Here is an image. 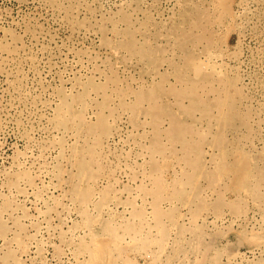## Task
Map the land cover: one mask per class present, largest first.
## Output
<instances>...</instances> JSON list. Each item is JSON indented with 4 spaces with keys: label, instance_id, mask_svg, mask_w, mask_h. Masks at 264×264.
<instances>
[{
    "label": "rangeland",
    "instance_id": "374dc122",
    "mask_svg": "<svg viewBox=\"0 0 264 264\" xmlns=\"http://www.w3.org/2000/svg\"><path fill=\"white\" fill-rule=\"evenodd\" d=\"M38 50L65 61L48 85L85 162L8 124L0 264H264V0H0V53ZM32 141L66 148L53 182L24 167Z\"/></svg>",
    "mask_w": 264,
    "mask_h": 264
},
{
    "label": "bare ground",
    "instance_id": "6f19581e",
    "mask_svg": "<svg viewBox=\"0 0 264 264\" xmlns=\"http://www.w3.org/2000/svg\"><path fill=\"white\" fill-rule=\"evenodd\" d=\"M246 10L247 8L243 11ZM58 11H60V9ZM82 11L83 9L78 10L79 13H81ZM37 43V47H42L43 43L41 42L40 38H37ZM55 44L58 46V42H55ZM71 50L70 48L66 47L61 51L64 54H67L66 56H68V54H71ZM50 54V52H46L45 50H38L36 59L30 61V54H28L26 51L19 55L12 53L4 54L3 52L0 53V61H4V69L0 70V120L3 122L0 125V134L5 131L6 127H8V124L12 123V121L15 120V117L18 116L17 114H19V116L21 114L22 118L27 124L36 125L35 131L37 132V135L40 137V139L43 138V136L48 135L51 136L54 140L64 139V141L66 140L67 144H69L68 142L73 143L72 147L70 146V154L67 155V157L65 154L66 158H64V160L67 159V163L65 164L71 165L73 167L74 165L76 166L79 164L80 171L83 172V163L85 161H83L82 158L80 159V153L79 151H77V146L85 140L84 137L85 133L87 132L85 131L86 127L82 126V123L78 124L70 109L67 112H63V114H61L59 108H57L56 110V106L61 103V97L56 91L52 90L48 84L52 79L56 78V74L57 72H59H56V70H60L61 67L63 68L66 65L64 60H60L61 62L57 61L55 63V68H53L51 66L52 61L50 60ZM206 61L208 63L210 62L209 59H207ZM71 66L72 69H74V76L82 72L80 66L76 64V62L71 61ZM17 81L19 82V84ZM69 81L70 84H72V89H74V81L72 79H70ZM94 114L95 113L93 109H90L86 111L85 115L89 120H92ZM48 138L47 140L50 139ZM38 149L39 148L36 141L30 142L29 149L24 160V167L30 169L31 171L33 170L36 178L41 183L45 184L49 181L53 182L54 180L58 179V175L56 173L57 170L55 169L56 161L54 157H52V154H57L60 152L62 153V151L66 148L63 149V144L61 143V141H59L46 148L43 156H41V153ZM72 176H74L73 173ZM38 187L39 186L34 185L28 181H22L20 183V188H22L21 190L24 191L25 194L22 192V195L19 196L21 197V199L23 198L24 200H29L35 207H37V205L42 200L37 197ZM38 218L44 219V217L40 214ZM234 222L236 223V221ZM239 223L241 224L242 221L240 220ZM251 224L252 223H250V225ZM47 230L49 235L52 234L53 230ZM93 236L94 235H92V237ZM97 244L98 243H96L95 246H97ZM100 245L102 244L100 243ZM253 251H255L252 252L253 255L263 254L262 251L259 250Z\"/></svg>",
    "mask_w": 264,
    "mask_h": 264
}]
</instances>
